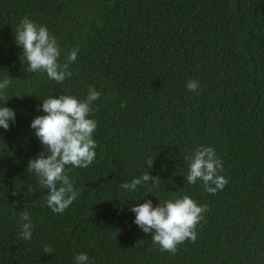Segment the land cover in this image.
Wrapping results in <instances>:
<instances>
[{
	"label": "trees",
	"instance_id": "obj_1",
	"mask_svg": "<svg viewBox=\"0 0 264 264\" xmlns=\"http://www.w3.org/2000/svg\"><path fill=\"white\" fill-rule=\"evenodd\" d=\"M25 16L56 37L61 64L79 48L62 84L25 70L15 42ZM5 77L0 106L16 119L0 127V264H76L80 253L88 264H264V0H0ZM92 87L101 93L89 117L96 156L87 168L65 167L80 195L54 213L27 171L46 151L30 124L43 99L84 100ZM197 146L223 162L228 183L215 194L186 182L184 158ZM145 172L159 185L120 187ZM184 195L208 206L197 238L161 251L131 208ZM25 209L30 241L19 235Z\"/></svg>",
	"mask_w": 264,
	"mask_h": 264
},
{
	"label": "clouds",
	"instance_id": "obj_2",
	"mask_svg": "<svg viewBox=\"0 0 264 264\" xmlns=\"http://www.w3.org/2000/svg\"><path fill=\"white\" fill-rule=\"evenodd\" d=\"M15 42L22 48L21 61H27L28 73L44 72L48 78L62 84L66 77L72 75L69 64L75 62L79 48L73 49L66 57V62L61 64L60 46L54 35L42 24H38L25 16L15 30ZM11 81L5 77L0 80V99L6 102V95ZM199 82L189 80L186 88L196 91ZM101 93L94 87L89 89L84 100L76 96L61 94L43 99L42 115L36 116L30 124L35 130V135L45 146L46 151L28 162L27 171L35 173L41 186L48 189L47 205L54 213L64 211L76 200L80 192L74 188L73 181L65 172L67 165L77 168L89 167L96 156V141L93 133L97 128V122L89 118L92 105L100 98ZM3 104V105H4ZM124 106L123 104L121 105ZM16 112L14 109L0 106V127L5 130L10 128V121L14 122ZM188 164L189 172L186 182L194 185L202 181L204 189L210 194L223 190L228 180L219 174L223 171V162L216 156L212 146H197L191 156L184 158ZM149 168L153 164V158L147 160ZM160 178L151 177L145 172L142 177L134 178L131 182H123L120 187L134 191L138 185L152 181L159 185ZM32 191L31 185L28 192ZM208 210L207 205H199L192 197L184 195L175 199L161 201L153 206L151 200L133 205L134 223L145 233H152V241L160 246L161 251L175 254L177 245L186 240L195 242L197 238L196 227L203 219V213ZM21 239H32V222L30 213L25 209L21 214ZM50 246H45L44 253H52ZM76 264H88L89 257L86 253L76 256Z\"/></svg>",
	"mask_w": 264,
	"mask_h": 264
}]
</instances>
